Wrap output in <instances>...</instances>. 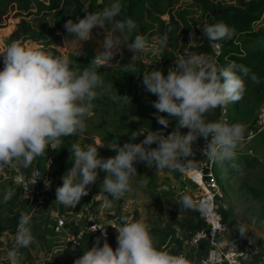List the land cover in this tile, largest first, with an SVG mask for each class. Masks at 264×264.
<instances>
[{
  "label": "clouds",
  "instance_id": "clouds-1",
  "mask_svg": "<svg viewBox=\"0 0 264 264\" xmlns=\"http://www.w3.org/2000/svg\"><path fill=\"white\" fill-rule=\"evenodd\" d=\"M121 7L122 0H109L96 11H88L85 6L81 10L83 18L65 21L63 27L67 34H74L80 42L90 40L94 27L104 30L102 50L82 69L66 57L26 47L16 40L0 50L3 63L0 69V166L14 162L27 167L47 148H59L62 137L83 133L94 101L102 94H108L114 101L127 97L113 94L98 71L102 65L110 66L122 42L134 54L148 49L142 34L132 36L136 22L130 17L117 18ZM200 29L202 36L213 42L233 35V29L222 21L205 24ZM194 36L195 33H189V43L195 41ZM129 37L132 38L129 40ZM122 70L135 73L132 64L124 65ZM248 71L235 61L218 65L211 57L189 54L176 58L166 75L159 69L144 73L145 90L156 96L150 103L156 109L153 115L157 123L167 128L170 120H175L173 130L164 135L163 129H150L142 139H137L139 133L133 130L123 144L106 145L115 152L107 158L99 156L94 144L73 143L70 148L72 166L61 177L62 184L55 188V201L75 208L98 180L99 168L106 173L100 181L99 192L105 194L104 202L111 206L112 201L132 190L138 162L154 167L157 172L183 173L193 167V144L198 138L206 141L201 154L207 160L234 162L237 145L244 140V127L239 123L207 121L204 114L240 100L246 90L242 75ZM182 128L188 131L183 133ZM233 166L236 167L235 163ZM48 184L49 181L45 182L46 186ZM11 196L12 192L5 190L0 199L6 202ZM178 203L185 210L196 207L188 193L181 194ZM112 226L117 231L115 249L106 239L101 245L97 238L96 244L83 250L73 264H191L185 254L157 247L150 226L142 219L122 215L120 223ZM233 227L240 236L248 232L243 223ZM99 229L101 235L106 236L104 227ZM34 239L31 214L21 212L13 245L4 254L7 264H23L19 249L29 247Z\"/></svg>",
  "mask_w": 264,
  "mask_h": 264
},
{
  "label": "trees",
  "instance_id": "trees-1",
  "mask_svg": "<svg viewBox=\"0 0 264 264\" xmlns=\"http://www.w3.org/2000/svg\"><path fill=\"white\" fill-rule=\"evenodd\" d=\"M163 1L165 0H122L121 11L117 18L130 17L136 22L137 28L132 33V36L150 32L157 24L162 22L161 16L165 13L161 8ZM166 1L169 6L174 4V0ZM194 1L200 3L204 8L213 11L209 0ZM230 1H236L237 5H232L230 10L215 17L210 14L208 18L209 24L222 21L226 25H229L233 29L232 37L215 42L204 39L202 43L193 46L191 50L194 54L211 57L218 65L226 64L231 60L237 64L244 65L249 70L247 74L242 75L246 88L243 96L240 100L235 101L234 107L232 106L233 102H229L226 109L229 123L241 124L244 127V134L248 138L250 130L257 121V114L264 105V28H259L258 30L255 28L256 23L259 22L264 13V0ZM85 6H87L88 11H96L105 5L104 3L100 4L99 0H0V25L11 13H14L16 16L21 17V20L17 23L15 31L10 37L11 41L16 40L24 43L43 40L48 48L53 50L54 54L51 53L53 56H61V52L55 46H52L54 43L56 46L63 45L62 38L55 35L54 30L59 28L64 31L63 25L68 19L75 21L78 17L83 18L84 12L81 10ZM62 10H67L68 14L61 19L56 18L53 30L52 26V28H48V22L46 21L49 15H58ZM33 21L38 22V28H36ZM46 31H52L55 39H50L52 38L51 36L44 37L43 33ZM103 31V29L94 27L90 40L83 43L86 44L84 53L76 54L70 52L68 59L81 69L86 67L95 55L102 50ZM70 38L73 40L74 36ZM131 38L129 37V40ZM213 44H219V54L213 51ZM128 64L134 65L135 73H127L122 70L123 66ZM98 71L102 74L104 83L111 86L110 91L113 94L117 93L118 95L129 97L114 101L105 93L94 101L97 104L94 110L104 107L108 108L112 114L111 118L115 131L107 134L109 142L123 144L129 139V134L133 130L139 133L137 139H142V135L145 132L140 128V123L153 131L163 129L164 135L173 130L175 120H170L167 128L157 123L153 115L155 108L150 103L156 99V96L147 92L145 86L140 91V86L143 84V74L147 72L142 53L137 52L134 54L130 52L126 43L122 42L116 50L110 66L105 67L102 65L98 68ZM161 71L166 75L168 68L164 67ZM253 75L255 79L252 78ZM160 115L167 114L160 113ZM256 136L257 140L261 141L264 145V129ZM77 141V133L62 137V143L59 148H47L44 153L35 157L27 167L18 166L24 174H29L33 167H39L50 182V185L54 184L56 179L60 177V174L63 175L70 168V148ZM152 146L154 147L155 144ZM50 149L51 152L49 151ZM253 161L258 162L257 158L236 151L234 162H223L229 168L236 169L240 173L245 174ZM233 163H235L236 167L233 166ZM47 165H49L48 170L45 168ZM144 166L143 162L136 163V168L139 171ZM214 167L216 166L214 165ZM6 185L7 190L14 189L11 198L6 201L10 206L9 211H13V208L22 199V189L14 178L8 179ZM3 193L0 194V198H2ZM92 193L93 188L90 187L88 194L83 199L81 198L78 207L90 204L92 206L100 205L101 202L91 201ZM104 196L105 194H103L102 200H104ZM108 199H111V197H108ZM167 206L171 208L169 216H171L172 223L180 222L186 233L192 235L205 228V222L196 208L185 210L180 206L178 201L171 199H168ZM118 217L120 220V216Z\"/></svg>",
  "mask_w": 264,
  "mask_h": 264
},
{
  "label": "rangeland",
  "instance_id": "rangeland-1",
  "mask_svg": "<svg viewBox=\"0 0 264 264\" xmlns=\"http://www.w3.org/2000/svg\"><path fill=\"white\" fill-rule=\"evenodd\" d=\"M108 2L109 0H100L99 3L106 5ZM209 2L213 11L204 8L194 0H174V4L171 6L166 0L162 2L161 8L165 11L164 15L161 16L162 22L157 24L152 31L142 33L148 42V49L142 53L147 71L161 70L164 67L169 69L174 66L176 58L194 54L191 48L202 43L205 39L200 28L205 24H209L208 16L212 15L214 11H228L232 5H237L236 1L230 0H209ZM67 14V10H62L58 15H49L46 21L48 22V28L52 26L53 30L56 18L61 19ZM20 20L21 17L11 13L0 25V50L11 42L10 37ZM33 22L38 28V22ZM255 28L256 30L264 28V13L259 22L256 23ZM64 31L59 28L54 30V34L62 38L63 45L56 46L55 43H52V46H55L61 52V56L69 58L70 52L76 54L84 53L86 44L83 43L86 41L80 42L74 34H67L65 29ZM190 32L195 33L193 37L195 41L193 43H189ZM43 34L44 37L51 36L52 38L50 39H55L52 31H46ZM68 36H74V39L72 40ZM22 44L26 47L38 48L44 52L54 54L53 50L49 49L43 40L24 42ZM75 66L80 68L77 65ZM2 68L3 63L2 59H0V69ZM143 89L144 84L140 86V91ZM94 105L97 104L94 102ZM232 106H235V102H233ZM94 108L96 107L94 106ZM226 109L227 104L211 109L204 114V118L207 121H219L221 115L227 114ZM154 110L156 112V109ZM262 114H264V105L257 115L260 116ZM111 116L112 114L108 108L99 107L96 110L93 109L91 115L86 119L85 131L77 133V143L80 145L94 144L98 147L99 156L103 158L115 155L113 150L106 147L108 143H111L107 134L115 131ZM139 126L144 132L150 130L141 123ZM187 131V128L181 130L183 133ZM51 149L49 150L50 152ZM235 151L257 158L258 162L253 161L245 174L229 168L225 162L213 163L216 166L214 171L222 193V197L218 201L219 211L229 225L230 239L240 237L252 239L256 244V260L263 261L264 145L257 140V136L246 138V134H244V140L237 145ZM70 164L72 166V161ZM45 168L48 170L49 165ZM97 172L98 180L90 186L93 188L91 201L101 202L100 205H95L97 210L99 208L105 216L121 217L126 215L129 219H142L150 226L151 234L159 248L172 253L185 254L183 251L186 249V242L190 235L185 232L180 222L172 223L171 216H169L171 208L167 206V201L168 199L178 201L181 194L188 193L195 203L202 192L200 189L196 188L176 171L165 170L157 172L154 167L149 168L145 165L141 171L137 169V174L132 181V190L126 192L120 199L112 201L111 206H108L101 199L103 194L99 192L100 181L106 173L99 168ZM62 176L60 174L54 184L48 185L50 188L47 190V194L50 196L52 193L55 194V188L62 184ZM44 188H47V186L45 185ZM22 198L24 200L23 195ZM62 206L66 211H74L73 207ZM78 206L79 204L76 205V208ZM237 223H243L247 226L248 232L244 236H240L233 227Z\"/></svg>",
  "mask_w": 264,
  "mask_h": 264
},
{
  "label": "built area",
  "instance_id": "built-area-1",
  "mask_svg": "<svg viewBox=\"0 0 264 264\" xmlns=\"http://www.w3.org/2000/svg\"><path fill=\"white\" fill-rule=\"evenodd\" d=\"M212 47L215 53H220L219 44H213ZM219 121L229 123L227 114L221 115ZM263 129L264 114L258 116L255 125L249 132V137L256 136ZM205 142L204 138H198L193 144L195 151V155L191 157L194 159L193 167L186 169L183 173L177 172L202 191L195 201V208L204 220L205 228L192 235L189 234L186 247L194 249L201 243L208 244V250L201 259V264H264L254 260L256 244L252 239H229V225L219 211L218 201L222 197V193L215 175V167L213 162L201 154ZM45 182L47 184L48 179L39 167H34L29 174H22L19 178L17 183L22 189L28 207L39 208L47 204L48 194L47 188H44ZM116 220L120 223L119 217ZM56 227L67 231L69 243L76 247L86 239L95 241L99 235L102 240L101 244L105 239L109 243L112 238V233L96 215L92 204L75 207L74 211H66L58 218ZM101 227H104L106 236L101 235V229H99ZM116 246L117 242L115 241ZM0 264H7L6 259H1Z\"/></svg>",
  "mask_w": 264,
  "mask_h": 264
},
{
  "label": "crops",
  "instance_id": "crops-1",
  "mask_svg": "<svg viewBox=\"0 0 264 264\" xmlns=\"http://www.w3.org/2000/svg\"><path fill=\"white\" fill-rule=\"evenodd\" d=\"M22 173L18 164L14 162L0 166V183H3L0 185V194L7 190L5 183L8 179L14 178L17 183ZM48 185L47 190L50 188ZM13 190L10 191L13 193ZM53 194L51 196L48 194L47 204L39 208L28 207L25 199L22 198L13 211H9V204L0 199V260L4 258L7 249L13 245V237L21 212L31 214L32 231L35 238L29 247L19 249L23 257V264H73L74 259L83 254V250L94 245V241L86 239L81 241L79 246H73L69 243L68 232L64 229H57V220L66 213V210L62 204L55 201V194ZM93 210L112 233L109 244L115 249L117 231L112 225L119 224L116 220L117 216H105L99 208L96 209V206H93ZM156 245L158 247L157 243ZM185 248L183 252L191 264H201V259L208 250V244L204 242L194 249ZM254 260L260 263L264 262V260H256V254Z\"/></svg>",
  "mask_w": 264,
  "mask_h": 264
},
{
  "label": "water",
  "instance_id": "water-1",
  "mask_svg": "<svg viewBox=\"0 0 264 264\" xmlns=\"http://www.w3.org/2000/svg\"><path fill=\"white\" fill-rule=\"evenodd\" d=\"M99 2H100V0H99ZM226 11L227 10H225V11H214L213 14H212V16H216L217 14H222V13H224ZM97 238H99V243L101 244L102 243V240H101V236L100 235L96 237V239L94 241V244H96Z\"/></svg>",
  "mask_w": 264,
  "mask_h": 264
}]
</instances>
